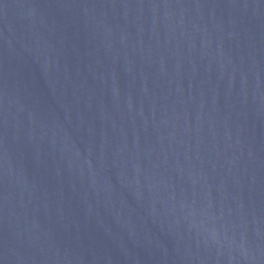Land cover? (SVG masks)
Segmentation results:
<instances>
[{
    "label": "water",
    "instance_id": "water-1",
    "mask_svg": "<svg viewBox=\"0 0 264 264\" xmlns=\"http://www.w3.org/2000/svg\"><path fill=\"white\" fill-rule=\"evenodd\" d=\"M0 264H264L235 0H0Z\"/></svg>",
    "mask_w": 264,
    "mask_h": 264
}]
</instances>
